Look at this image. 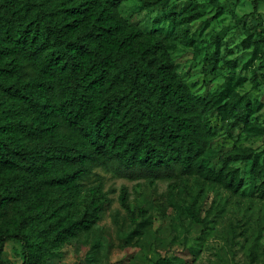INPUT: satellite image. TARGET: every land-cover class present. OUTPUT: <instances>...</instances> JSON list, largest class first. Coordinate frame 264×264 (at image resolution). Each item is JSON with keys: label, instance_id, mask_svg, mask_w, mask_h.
I'll list each match as a JSON object with an SVG mask.
<instances>
[{"label": "rangeland", "instance_id": "1", "mask_svg": "<svg viewBox=\"0 0 264 264\" xmlns=\"http://www.w3.org/2000/svg\"><path fill=\"white\" fill-rule=\"evenodd\" d=\"M51 10L53 21L66 12ZM76 11L68 12L75 26L64 29L58 44L80 39L86 49L74 55L86 64L91 57L131 53L135 45L134 55L169 63L159 74L197 106L206 149L188 174L131 176L109 161L92 163L70 182L22 192L1 217L0 232L27 231L41 242L34 264H264V0H123V27L99 19L98 9L86 10L85 18ZM12 31L19 34L18 26ZM19 57L4 53V65L17 67L22 79L35 75L30 60ZM26 118L46 133L11 140L15 148L24 143L38 152L75 135L38 114ZM19 173L5 172L0 183ZM26 175L33 185L40 180ZM90 210L95 215L84 227L79 221L85 224ZM24 259L17 240L0 247V264Z\"/></svg>", "mask_w": 264, "mask_h": 264}, {"label": "trees", "instance_id": "2", "mask_svg": "<svg viewBox=\"0 0 264 264\" xmlns=\"http://www.w3.org/2000/svg\"><path fill=\"white\" fill-rule=\"evenodd\" d=\"M122 1L0 0V176L20 172L0 183V219L22 192L44 183L70 182L88 173L92 163L109 161L131 176L160 177L176 170L184 174L195 170L206 149L196 120L197 106L188 105L185 89L164 82L159 68L169 63L153 62L143 52L134 55L135 45L131 53L119 51L102 60L91 57L86 64L74 55L86 49L80 39L58 44L64 29L75 26L74 19H66L68 12L77 10L85 18L86 10L98 9L99 19L123 27L125 19L119 17ZM46 8H54L57 14L66 10L62 8L67 10L59 21H53L48 14L54 10L47 12ZM15 25L17 35L12 31ZM96 35L90 32L88 37ZM4 53L18 54L24 64L30 60L36 74L22 79L17 67L4 65ZM34 113L53 127L65 125L75 135L70 142L38 152H29L24 143L15 148L11 140L45 135L44 127L27 120ZM241 158L258 161L246 153ZM260 168L264 174V163ZM26 173L40 177L39 182L31 184ZM94 215L90 210L86 223H79L90 227ZM75 229L68 226L66 232L74 234ZM8 240L22 244L23 264L40 259L42 243L34 242L27 231L0 232V247Z\"/></svg>", "mask_w": 264, "mask_h": 264}]
</instances>
